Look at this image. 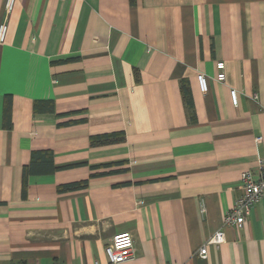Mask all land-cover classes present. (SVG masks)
Returning <instances> with one entry per match:
<instances>
[{
	"label": "crops",
	"instance_id": "0c3cea01",
	"mask_svg": "<svg viewBox=\"0 0 264 264\" xmlns=\"http://www.w3.org/2000/svg\"><path fill=\"white\" fill-rule=\"evenodd\" d=\"M33 151L54 170L23 189ZM259 159L264 0H16L0 42V264H111L124 231L135 256L116 264H264V198L198 255Z\"/></svg>",
	"mask_w": 264,
	"mask_h": 264
},
{
	"label": "built area",
	"instance_id": "2783aa9c",
	"mask_svg": "<svg viewBox=\"0 0 264 264\" xmlns=\"http://www.w3.org/2000/svg\"><path fill=\"white\" fill-rule=\"evenodd\" d=\"M16 0H4V15L0 21V42L5 40L8 29V17L14 8ZM216 74L215 80L219 82L225 81V64L224 61H217L215 64ZM198 87L201 92L208 89L207 77L204 73L199 72L196 76ZM231 102L234 105L238 103V93L235 88L229 90ZM255 97V95H253ZM260 140V137L257 138ZM242 194L234 200L231 208L224 214L222 218V226L216 230L206 240L198 251V255L202 258L207 256V248L209 245L218 246L225 241V233L223 227L230 225L240 226L249 215L253 204L264 198V160L259 159L258 177L255 178L250 170H244L240 173ZM134 240L131 233L124 231L113 234L110 242L104 247L107 260L111 264L123 263L132 260L134 253Z\"/></svg>",
	"mask_w": 264,
	"mask_h": 264
},
{
	"label": "trees",
	"instance_id": "16d2710c",
	"mask_svg": "<svg viewBox=\"0 0 264 264\" xmlns=\"http://www.w3.org/2000/svg\"><path fill=\"white\" fill-rule=\"evenodd\" d=\"M129 3L131 5H134L136 4V0H129ZM46 105H48V107L50 108V110L53 109V105L52 103H49V102H46V103H41V102H36L35 105H34V108L37 109V110H40L42 109L43 107H45ZM10 110H11V97L9 96H6L5 97V101H4V116L6 118H9V115H10ZM101 135H96L95 137L92 138V143L94 144H97V143H104V142H107L109 140V137L108 136H103V137H100ZM32 155H33V158H32V164H31V168H28V167H24L23 168V182H22V186H23V189H25V186H26V178H27V175L30 173V172H47L48 170L52 171L54 170V167L52 165V158H50V156L48 154H45L44 151H33L32 152ZM38 164V166H37ZM73 166L75 164H72ZM108 163H105V164H102V165H97V166H91L92 168H102L104 166H107ZM98 174H101L98 173ZM97 174H92L91 176H95ZM86 181L85 180H82V181H79V182H73V183H69V184H65V185H62L58 188V190H65V189H76V188H81L83 186L86 185Z\"/></svg>",
	"mask_w": 264,
	"mask_h": 264
}]
</instances>
